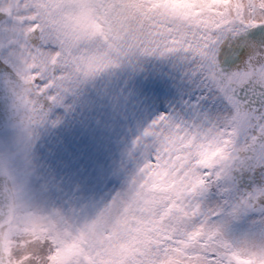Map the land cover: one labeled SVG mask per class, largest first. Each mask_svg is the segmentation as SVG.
Here are the masks:
<instances>
[{
    "label": "snow or ice",
    "instance_id": "1",
    "mask_svg": "<svg viewBox=\"0 0 264 264\" xmlns=\"http://www.w3.org/2000/svg\"><path fill=\"white\" fill-rule=\"evenodd\" d=\"M0 87V264H264V0H0Z\"/></svg>",
    "mask_w": 264,
    "mask_h": 264
},
{
    "label": "rangeland",
    "instance_id": "2",
    "mask_svg": "<svg viewBox=\"0 0 264 264\" xmlns=\"http://www.w3.org/2000/svg\"><path fill=\"white\" fill-rule=\"evenodd\" d=\"M166 69H167V66H163V67L156 66V67L150 69V72L156 73L158 75L161 71H166ZM168 83L170 84L171 81L168 80ZM178 98H179V96H178L176 89L171 88V87H167L163 90V92L161 94L157 95L154 98V100H155L156 107H158V109L160 111H163V110H165V106L168 102L175 101ZM61 133H62V129H61ZM1 136H5V142H6L8 139H10L11 131H8V130L2 131L1 130L0 131V138H1ZM6 137L8 139H6ZM53 140L54 139L50 140L52 142L48 143V146L44 150V154H51L49 150L55 147ZM110 148H112L113 151H115L116 156L118 158L119 151H118V148L115 145V143L111 144ZM105 164H107V160L105 161ZM66 180H67V178H66ZM77 180L79 181V184L81 186L80 188H77V186H76ZM103 182H104V180H102L97 175V170L95 168H92V169L82 170L81 173L78 176L73 177L72 182L67 183L66 186L70 190L76 191L78 194L80 192H82L86 196H94V197L98 198L100 195H102L104 192H106L109 188L112 187V182L107 187L99 186ZM2 190L3 189L1 188V191Z\"/></svg>",
    "mask_w": 264,
    "mask_h": 264
},
{
    "label": "flooded vegetation",
    "instance_id": "3",
    "mask_svg": "<svg viewBox=\"0 0 264 264\" xmlns=\"http://www.w3.org/2000/svg\"><path fill=\"white\" fill-rule=\"evenodd\" d=\"M11 116L10 110H9V101L7 99L6 93L4 92L3 88L0 87V131L8 130L11 131V129L8 127V120ZM2 138V139H1ZM0 143L5 142V136H1ZM6 139H8L6 137ZM53 140L54 144L57 139H62V133L60 126L54 127L50 129L48 132L42 133L40 139L38 140V154L44 153L45 148L48 146V143L52 142L50 140ZM1 188L3 189L2 182H0V191Z\"/></svg>",
    "mask_w": 264,
    "mask_h": 264
},
{
    "label": "clouds",
    "instance_id": "4",
    "mask_svg": "<svg viewBox=\"0 0 264 264\" xmlns=\"http://www.w3.org/2000/svg\"><path fill=\"white\" fill-rule=\"evenodd\" d=\"M0 182H2L3 188L6 184V178H0Z\"/></svg>",
    "mask_w": 264,
    "mask_h": 264
}]
</instances>
